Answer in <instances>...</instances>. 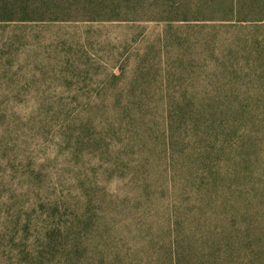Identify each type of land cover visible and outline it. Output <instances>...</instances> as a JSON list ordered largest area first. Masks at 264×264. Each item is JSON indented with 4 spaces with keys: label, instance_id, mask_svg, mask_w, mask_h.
<instances>
[{
    "label": "rangeland",
    "instance_id": "1",
    "mask_svg": "<svg viewBox=\"0 0 264 264\" xmlns=\"http://www.w3.org/2000/svg\"><path fill=\"white\" fill-rule=\"evenodd\" d=\"M0 264H264V0H0Z\"/></svg>",
    "mask_w": 264,
    "mask_h": 264
},
{
    "label": "trees",
    "instance_id": "2",
    "mask_svg": "<svg viewBox=\"0 0 264 264\" xmlns=\"http://www.w3.org/2000/svg\"><path fill=\"white\" fill-rule=\"evenodd\" d=\"M262 16H263V14H262ZM260 20H262V19H260Z\"/></svg>",
    "mask_w": 264,
    "mask_h": 264
}]
</instances>
